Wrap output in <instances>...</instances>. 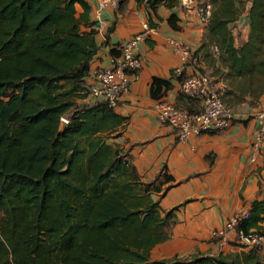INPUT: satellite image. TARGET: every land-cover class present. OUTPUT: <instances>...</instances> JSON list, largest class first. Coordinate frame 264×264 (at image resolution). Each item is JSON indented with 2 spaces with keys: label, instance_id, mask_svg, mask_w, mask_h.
<instances>
[{
  "label": "trees",
  "instance_id": "trees-1",
  "mask_svg": "<svg viewBox=\"0 0 264 264\" xmlns=\"http://www.w3.org/2000/svg\"><path fill=\"white\" fill-rule=\"evenodd\" d=\"M196 1L210 13L195 54L216 50L208 63L213 82H224L218 92L227 107L253 105L264 93V0ZM247 2L248 37L235 46L232 30ZM147 3L171 9L180 0ZM89 12L83 0H0V264H264L254 248L150 259L175 223V209L163 211L151 195L173 178L142 182L128 151L109 142L124 120L104 103L77 106L96 52L95 32L81 31L92 25ZM176 21L168 20L173 29ZM163 86L170 84L153 79L154 100ZM260 224L264 200L251 204L239 229L264 236Z\"/></svg>",
  "mask_w": 264,
  "mask_h": 264
},
{
  "label": "crops",
  "instance_id": "crops-1",
  "mask_svg": "<svg viewBox=\"0 0 264 264\" xmlns=\"http://www.w3.org/2000/svg\"><path fill=\"white\" fill-rule=\"evenodd\" d=\"M83 1L90 7L88 19L92 25H82L81 31L95 32L96 52L90 60V70L109 66L111 59L119 55L120 47L142 33L143 24L152 30L137 48L141 62L138 78L131 82L129 93L113 109L124 120L119 127L120 135L109 141L128 151L142 182L155 183L162 180L163 173L173 178L160 187L159 193L151 195L163 211L175 209V223L170 227V238L151 250L150 259L247 252L246 248L236 245L218 248L211 240V232L235 212H249L254 201L264 200V142L257 155L253 147L257 124L252 119L255 112L264 109V93L253 105L247 99L234 108L236 117L226 131L192 135L183 142L176 139L170 127L158 123L153 107L159 100L150 95L153 79H161L170 87H162L164 95L160 100L194 112L201 110L199 102L178 94V79L173 72L179 67V58L168 39L184 42L193 51H199L205 41L210 6L199 7L202 2L180 0L179 5L171 9L163 5L152 9L148 0H134L123 2L117 8L108 7L97 22L95 0ZM234 1L239 6L244 0ZM250 6L249 2L244 3L234 23L235 46L247 40ZM75 8L77 14L82 12L80 5L76 4ZM171 15L177 19V29L168 23ZM215 51L211 49L209 57L198 52L201 71L210 74L213 81L217 78L212 76L208 61L216 57ZM215 85L218 89L225 87L221 79ZM96 103L88 94L76 100L77 106ZM254 156L257 159L252 163Z\"/></svg>",
  "mask_w": 264,
  "mask_h": 264
},
{
  "label": "built area",
  "instance_id": "built-area-1",
  "mask_svg": "<svg viewBox=\"0 0 264 264\" xmlns=\"http://www.w3.org/2000/svg\"><path fill=\"white\" fill-rule=\"evenodd\" d=\"M127 1L134 0H95L96 21H101L102 12L108 7L117 8ZM151 32L148 25L143 24L142 33L125 42L119 49V55L111 59L109 66L89 70L84 86L87 94L97 103H104L108 108L115 109L119 101L129 93L131 82L137 80L141 68L137 48ZM168 43L179 58V67L173 72L178 79V94L199 102L201 110L194 112L159 100L153 107L158 123L170 127L180 142L192 135L226 131L236 117L235 112L224 104L213 80L201 72L200 56L184 42L168 39ZM252 117L257 124L253 147L259 155L264 142V109L255 112ZM67 122L65 117L61 118V125H66ZM256 159L254 156L250 161L254 163ZM247 219L248 212H235L220 228L211 232V240L218 248L236 245L246 249L254 248L264 254V236L253 230L245 232L239 229Z\"/></svg>",
  "mask_w": 264,
  "mask_h": 264
},
{
  "label": "water",
  "instance_id": "water-1",
  "mask_svg": "<svg viewBox=\"0 0 264 264\" xmlns=\"http://www.w3.org/2000/svg\"><path fill=\"white\" fill-rule=\"evenodd\" d=\"M64 126H65V125H64V124H62V125H61V129H63V128H64Z\"/></svg>",
  "mask_w": 264,
  "mask_h": 264
},
{
  "label": "rangeland",
  "instance_id": "rangeland-1",
  "mask_svg": "<svg viewBox=\"0 0 264 264\" xmlns=\"http://www.w3.org/2000/svg\"><path fill=\"white\" fill-rule=\"evenodd\" d=\"M207 76H209L210 78H212L211 76H210V74H206ZM213 80V79H212Z\"/></svg>",
  "mask_w": 264,
  "mask_h": 264
}]
</instances>
